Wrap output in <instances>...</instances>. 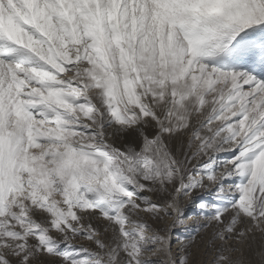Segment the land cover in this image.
I'll return each mask as SVG.
<instances>
[{"label":"snow or ice","instance_id":"obj_1","mask_svg":"<svg viewBox=\"0 0 264 264\" xmlns=\"http://www.w3.org/2000/svg\"><path fill=\"white\" fill-rule=\"evenodd\" d=\"M194 249L264 264V0H0V264Z\"/></svg>","mask_w":264,"mask_h":264},{"label":"rangeland","instance_id":"obj_2","mask_svg":"<svg viewBox=\"0 0 264 264\" xmlns=\"http://www.w3.org/2000/svg\"><path fill=\"white\" fill-rule=\"evenodd\" d=\"M192 215H193V213L190 212V213L188 214V216L185 217V223H188L189 218H190ZM166 219H167V218H166ZM177 229H178V230H177V234H179V232L182 231V226H177ZM79 242H80V243H84L86 246H88V242H87V241H82V240H81V241H79ZM193 251L195 252L196 264H199V261H200L201 259L204 260V264H208V261L211 260V257H212V253H211V252H208L205 256L202 257V256L200 255L199 252H196L195 249H194ZM233 255L236 256V255H239V254L234 253ZM244 259H245V260L248 259L247 254H245ZM251 259L253 260V264H256V261H258L259 256H258V255H253V256L251 257ZM190 264H192L191 260H190Z\"/></svg>","mask_w":264,"mask_h":264}]
</instances>
